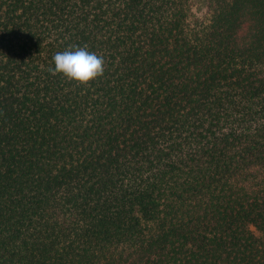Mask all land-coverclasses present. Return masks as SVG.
I'll return each instance as SVG.
<instances>
[{
    "label": "trees",
    "instance_id": "1",
    "mask_svg": "<svg viewBox=\"0 0 264 264\" xmlns=\"http://www.w3.org/2000/svg\"><path fill=\"white\" fill-rule=\"evenodd\" d=\"M0 264H264V0H0Z\"/></svg>",
    "mask_w": 264,
    "mask_h": 264
},
{
    "label": "clouds",
    "instance_id": "2",
    "mask_svg": "<svg viewBox=\"0 0 264 264\" xmlns=\"http://www.w3.org/2000/svg\"><path fill=\"white\" fill-rule=\"evenodd\" d=\"M54 65V73H61L80 83H87L104 73L103 57L85 47L57 53L54 56Z\"/></svg>",
    "mask_w": 264,
    "mask_h": 264
}]
</instances>
